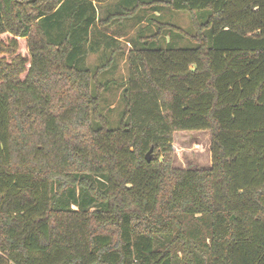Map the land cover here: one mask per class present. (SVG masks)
Instances as JSON below:
<instances>
[{"label": "trees", "instance_id": "16d2710c", "mask_svg": "<svg viewBox=\"0 0 264 264\" xmlns=\"http://www.w3.org/2000/svg\"><path fill=\"white\" fill-rule=\"evenodd\" d=\"M105 1L0 0V264H264V0H122L194 33L151 21L115 128L111 61L81 65ZM177 131L209 133V168L173 166Z\"/></svg>", "mask_w": 264, "mask_h": 264}, {"label": "rangeland", "instance_id": "374dc122", "mask_svg": "<svg viewBox=\"0 0 264 264\" xmlns=\"http://www.w3.org/2000/svg\"><path fill=\"white\" fill-rule=\"evenodd\" d=\"M121 2L122 0H106L102 3H94L97 21L92 26L87 41L82 45L83 67L94 70L107 60L111 61V64L97 77L99 84L104 87L101 91L100 111L109 120L111 128L117 127L123 111L121 101L127 77V52L140 46L137 38L148 36L155 31L151 21L156 19L157 22L171 24L186 34L194 33L192 20L186 12L172 11L165 7L157 11H154L153 7H141L132 14L130 13L132 8L121 9ZM105 36L115 40L110 43L112 46L105 43ZM168 45L184 48L191 47L192 43L186 37H178L177 33L168 31L162 36V47ZM20 48L25 54L23 42L20 43ZM112 49L115 51L111 55ZM209 142L210 136L206 131L175 132L172 143L175 152L173 166L209 168Z\"/></svg>", "mask_w": 264, "mask_h": 264}, {"label": "water", "instance_id": "95a60500", "mask_svg": "<svg viewBox=\"0 0 264 264\" xmlns=\"http://www.w3.org/2000/svg\"><path fill=\"white\" fill-rule=\"evenodd\" d=\"M151 152H152V149L150 148L149 151H148V152L146 153V155H145V159H146V161H149V160H150Z\"/></svg>", "mask_w": 264, "mask_h": 264}]
</instances>
